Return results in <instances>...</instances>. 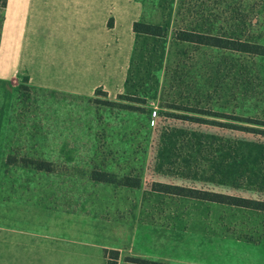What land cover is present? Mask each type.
I'll list each match as a JSON object with an SVG mask.
<instances>
[{
	"label": "rangeland",
	"instance_id": "1",
	"mask_svg": "<svg viewBox=\"0 0 264 264\" xmlns=\"http://www.w3.org/2000/svg\"><path fill=\"white\" fill-rule=\"evenodd\" d=\"M110 17L102 45L67 37L48 51L42 37L36 49L35 59L64 65L47 81L86 94L0 82V192L97 193L94 202L140 206L198 238L229 239L213 264H264V212L151 190L163 183L264 201V56L174 35L200 21L203 33L264 43V0H112ZM134 22L164 33H132ZM37 161L49 162V174ZM93 171L110 182L92 180ZM125 178L140 185L123 186Z\"/></svg>",
	"mask_w": 264,
	"mask_h": 264
},
{
	"label": "crops",
	"instance_id": "2",
	"mask_svg": "<svg viewBox=\"0 0 264 264\" xmlns=\"http://www.w3.org/2000/svg\"><path fill=\"white\" fill-rule=\"evenodd\" d=\"M111 13L112 0H6L0 82L25 81L38 89L86 94L57 88L51 78L47 81L48 70L62 74L64 65L35 59L36 49L42 48V37H50L48 51L59 52L70 37L75 46L102 45L113 27ZM68 192L51 188L0 192V264H107L106 251L118 252L117 264H213L214 258L222 259L229 251V239L198 238L194 229L166 226L142 214L140 206L136 211L112 199L94 202L91 197L97 193Z\"/></svg>",
	"mask_w": 264,
	"mask_h": 264
},
{
	"label": "trees",
	"instance_id": "3",
	"mask_svg": "<svg viewBox=\"0 0 264 264\" xmlns=\"http://www.w3.org/2000/svg\"><path fill=\"white\" fill-rule=\"evenodd\" d=\"M6 7V0H0V10H4ZM112 21H109L111 25ZM3 23V13L0 18V33ZM237 26L229 25L227 30L233 31ZM200 21H197L195 25H191L190 31H175V38L181 41L191 42L200 45H206L211 47H217L221 49L233 50L245 54L252 55H263L264 56V43H258L253 41H242L240 38L231 36L227 32L220 33H203L201 31ZM132 31L135 34H145L155 37H160L164 33V29L160 25H154L149 23L134 22L132 25ZM236 31V30H235ZM241 35H238L240 37ZM254 131V129H251ZM36 168L38 170L49 171L50 164L45 161H37ZM92 180L98 182H110L106 175H99L97 171H93L91 175ZM123 186L136 188L139 186L140 181L138 179L131 180L130 178L123 179ZM153 190L164 192L167 194H173L176 196L187 197L191 199L215 202L220 204H225L229 206L243 207L247 209L257 210L264 212V201L253 200L239 196L225 195L221 193H215L210 191H202L196 188H188L178 185H168L163 183H153ZM107 264H117L118 252L117 251H106ZM132 262H145L143 260L128 258Z\"/></svg>",
	"mask_w": 264,
	"mask_h": 264
}]
</instances>
